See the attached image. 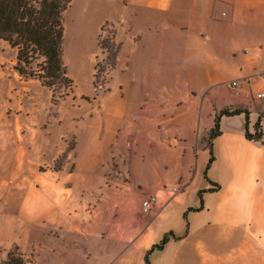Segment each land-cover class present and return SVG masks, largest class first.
I'll return each mask as SVG.
<instances>
[{"label":"crops","instance_id":"obj_1","mask_svg":"<svg viewBox=\"0 0 264 264\" xmlns=\"http://www.w3.org/2000/svg\"><path fill=\"white\" fill-rule=\"evenodd\" d=\"M85 3L98 38L114 25L119 50L95 107L123 125L143 119L128 178L115 165L127 150L121 142H78L72 161L37 179L0 176V247L16 245L30 264H146L173 233L150 264H264V99L256 97L264 94V0ZM224 109L248 111L251 133L260 119L263 143L246 139L244 115L222 118L207 181L204 140ZM154 118H170V128L160 133ZM165 134L177 142L156 140ZM49 145L50 166L68 144ZM211 183L220 190L208 192ZM176 186L183 190L173 193ZM151 195L158 205L145 215Z\"/></svg>","mask_w":264,"mask_h":264},{"label":"rangeland","instance_id":"obj_2","mask_svg":"<svg viewBox=\"0 0 264 264\" xmlns=\"http://www.w3.org/2000/svg\"><path fill=\"white\" fill-rule=\"evenodd\" d=\"M97 24L98 19L85 0H74L66 11L63 59L75 88L67 98L57 102H53L51 91L40 82L22 78L14 70L16 54L0 41V176L27 174L37 179L44 172L63 167L68 158L72 161V149L78 142H121L127 150L120 165H115L126 167L120 172L128 178L132 146L139 140L138 131L143 119L130 116L123 125L121 119L106 109L99 111L100 108L95 107L94 100L103 98L110 90V75L116 68L111 51L100 48L99 40L109 41L115 46L114 52L118 47L111 42L115 33L106 27L109 23L102 27L99 38ZM93 53L96 54L94 58ZM108 106L113 107L114 103L108 102L106 108ZM128 109L131 112V104ZM149 120L154 121L160 133L170 128V118ZM145 137L149 140L148 135ZM156 140L169 144L177 142L168 134ZM204 141L207 143V138ZM55 143H67V153L49 166L44 154L49 144ZM35 184L37 187L33 190L36 191L40 182ZM20 198L14 193L13 202ZM2 217L0 213V220ZM9 252L23 254L16 245L0 247L3 261ZM23 255L25 264H30V259Z\"/></svg>","mask_w":264,"mask_h":264},{"label":"trees","instance_id":"obj_3","mask_svg":"<svg viewBox=\"0 0 264 264\" xmlns=\"http://www.w3.org/2000/svg\"><path fill=\"white\" fill-rule=\"evenodd\" d=\"M72 3L73 0H0V41L6 43L16 54L14 70L22 78L36 80L50 90L53 102L67 98L75 88L63 59L64 15ZM99 47L111 51L116 63L118 47L114 52L115 46L109 41L102 40H99ZM240 115L245 116L246 139L263 143L260 119L255 125L254 133H251L248 111L242 109L220 111L216 115L215 126L207 136L206 145L210 153L204 174L207 181L208 170L215 161L212 143L221 135V119ZM211 184L212 189L208 192L220 190L219 185ZM204 192L206 191H201L199 195ZM171 237H174L173 233L165 235L162 241L147 253L146 264H150V255L162 250ZM1 264H25V257L23 254L9 252L7 259Z\"/></svg>","mask_w":264,"mask_h":264},{"label":"built area","instance_id":"obj_4","mask_svg":"<svg viewBox=\"0 0 264 264\" xmlns=\"http://www.w3.org/2000/svg\"><path fill=\"white\" fill-rule=\"evenodd\" d=\"M106 27L112 31H115L114 25L108 24L106 25ZM113 39L114 38H111V42L115 43V40ZM102 51L104 52L105 50L102 49ZM104 53L106 54L107 52L105 51ZM230 87L235 94H238V83L237 82L231 83ZM256 97L258 99H264V94H259ZM182 190H183L182 187L176 186L172 189V192L176 194V193H180ZM157 205H158V198L154 195H151L142 202L141 212L145 215H150L155 211V209L157 208Z\"/></svg>","mask_w":264,"mask_h":264}]
</instances>
